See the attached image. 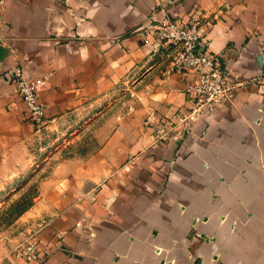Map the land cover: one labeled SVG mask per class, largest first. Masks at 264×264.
<instances>
[{
    "label": "crops",
    "instance_id": "0c3cea01",
    "mask_svg": "<svg viewBox=\"0 0 264 264\" xmlns=\"http://www.w3.org/2000/svg\"><path fill=\"white\" fill-rule=\"evenodd\" d=\"M194 12L231 80L264 78V0H0V171L27 168L40 135L11 68L45 75L43 126L83 125L68 131L67 154L43 157L15 218L13 240L35 234L38 259L4 252V264H264V81L152 141L158 120L190 107L196 72L163 73L174 46L153 49L143 26Z\"/></svg>",
    "mask_w": 264,
    "mask_h": 264
},
{
    "label": "built area",
    "instance_id": "2783aa9c",
    "mask_svg": "<svg viewBox=\"0 0 264 264\" xmlns=\"http://www.w3.org/2000/svg\"><path fill=\"white\" fill-rule=\"evenodd\" d=\"M150 17L143 26V32L158 41L152 48L155 49L160 43L163 45L164 40L170 41L174 46L172 51L166 53L169 60L163 73L182 68H192L196 72V79L187 85L190 107L187 110L178 109L158 120L153 130V143L163 139L177 123L189 126L203 108L211 109L218 103L229 101L238 85L264 81L258 75L239 81L230 79L227 71L218 66L216 57L206 52L199 42L202 23L197 12L192 13L185 24H178L166 16ZM8 78L13 83V92L24 103L27 119L39 126L44 119L45 103L38 97L37 92L45 81V75L29 78L22 74L19 66H15L9 71ZM37 246V237L31 234L13 248V255L27 262H34L38 259Z\"/></svg>",
    "mask_w": 264,
    "mask_h": 264
},
{
    "label": "rangeland",
    "instance_id": "374dc122",
    "mask_svg": "<svg viewBox=\"0 0 264 264\" xmlns=\"http://www.w3.org/2000/svg\"><path fill=\"white\" fill-rule=\"evenodd\" d=\"M77 118V115L72 116L68 123L60 119L58 123H54L49 128L41 123L39 125L40 135L32 144L34 146V156L30 158L31 163H29V166L10 176L0 171V182L6 180L3 187H0V254L5 252L4 257L13 251V247L18 242H21L20 239L14 241L12 238L13 236L17 238V233L22 229L21 223L17 225L15 218L24 208L30 205L35 197V183L39 177L45 174L47 169L43 157L47 155L49 150L52 151V149L58 147L63 148V152L61 150L58 154L61 152V155L67 154L64 151L67 150L65 149L67 145L65 137L68 131L83 129V125L79 124L80 119L76 120ZM89 129L90 127H84V131ZM73 147H76V145ZM52 160L48 159L47 161ZM0 264H4V262L0 260Z\"/></svg>",
    "mask_w": 264,
    "mask_h": 264
},
{
    "label": "water",
    "instance_id": "95a60500",
    "mask_svg": "<svg viewBox=\"0 0 264 264\" xmlns=\"http://www.w3.org/2000/svg\"><path fill=\"white\" fill-rule=\"evenodd\" d=\"M5 52V47L0 44V58L3 56Z\"/></svg>",
    "mask_w": 264,
    "mask_h": 264
}]
</instances>
